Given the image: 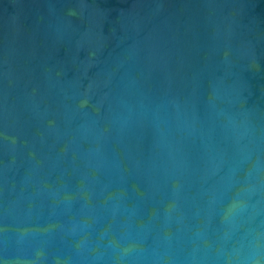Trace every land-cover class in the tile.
I'll use <instances>...</instances> for the list:
<instances>
[{
  "label": "water",
  "instance_id": "1",
  "mask_svg": "<svg viewBox=\"0 0 264 264\" xmlns=\"http://www.w3.org/2000/svg\"><path fill=\"white\" fill-rule=\"evenodd\" d=\"M0 264H264V0H0Z\"/></svg>",
  "mask_w": 264,
  "mask_h": 264
}]
</instances>
